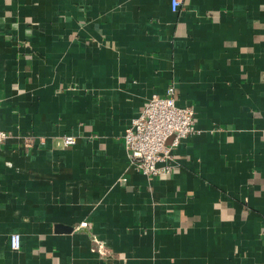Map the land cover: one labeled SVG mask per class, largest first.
<instances>
[{"label": "crops", "instance_id": "1", "mask_svg": "<svg viewBox=\"0 0 264 264\" xmlns=\"http://www.w3.org/2000/svg\"><path fill=\"white\" fill-rule=\"evenodd\" d=\"M171 84L198 131L149 178ZM0 98V264H264V0H0Z\"/></svg>", "mask_w": 264, "mask_h": 264}, {"label": "built area", "instance_id": "2", "mask_svg": "<svg viewBox=\"0 0 264 264\" xmlns=\"http://www.w3.org/2000/svg\"><path fill=\"white\" fill-rule=\"evenodd\" d=\"M181 0H171V8L176 11ZM0 98V108H1ZM198 131L193 106L177 104L175 87L169 85L164 94H152L139 114L132 119L124 131V144L131 163L142 174L149 178L171 176L178 163L174 149L192 133ZM12 133L0 125V146ZM169 138L172 141L168 143ZM77 142V136L63 135V143L72 145ZM87 221L81 226H87ZM13 249L21 247V235L13 233L10 236Z\"/></svg>", "mask_w": 264, "mask_h": 264}]
</instances>
